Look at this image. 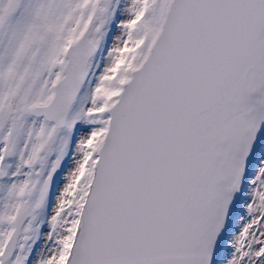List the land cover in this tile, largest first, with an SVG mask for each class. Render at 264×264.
I'll list each match as a JSON object with an SVG mask.
<instances>
[{
    "label": "snow or ice",
    "instance_id": "obj_1",
    "mask_svg": "<svg viewBox=\"0 0 264 264\" xmlns=\"http://www.w3.org/2000/svg\"><path fill=\"white\" fill-rule=\"evenodd\" d=\"M0 264H264V0H0Z\"/></svg>",
    "mask_w": 264,
    "mask_h": 264
}]
</instances>
